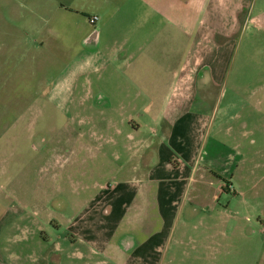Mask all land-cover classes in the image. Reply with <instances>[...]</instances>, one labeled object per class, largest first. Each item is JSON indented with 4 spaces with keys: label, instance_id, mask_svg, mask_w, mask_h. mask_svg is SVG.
I'll return each mask as SVG.
<instances>
[{
    "label": "crops",
    "instance_id": "obj_1",
    "mask_svg": "<svg viewBox=\"0 0 264 264\" xmlns=\"http://www.w3.org/2000/svg\"><path fill=\"white\" fill-rule=\"evenodd\" d=\"M138 1L156 16L167 14L164 2L196 7L195 0ZM261 1L199 0L198 10L222 35L225 26L243 27L245 16L237 15L252 6L256 12ZM250 19L264 25V10ZM103 28L84 39L82 61L61 88L60 97L82 101L74 118L67 113L63 153L45 167L59 179L39 183L27 206L13 205V246L30 251L33 238L43 250L30 255L32 264H264V134L250 155L210 138L213 129L222 139L251 125L231 114L219 91L231 79L232 46L101 49ZM112 83L120 90L111 92ZM255 84L264 76L255 75ZM261 115L264 85L255 86V130L264 132Z\"/></svg>",
    "mask_w": 264,
    "mask_h": 264
},
{
    "label": "rangeland",
    "instance_id": "obj_2",
    "mask_svg": "<svg viewBox=\"0 0 264 264\" xmlns=\"http://www.w3.org/2000/svg\"><path fill=\"white\" fill-rule=\"evenodd\" d=\"M195 1V12L186 9V3L180 4L179 10L178 4L164 2L161 7L168 15L156 16L138 0H0V231L7 227L0 235V264H32L30 255L43 250L33 244V238L26 242L33 245L30 251L13 246L9 223L17 214L13 205L20 202L27 206L39 183L59 179V171L53 175L46 168L63 153L61 145L70 138L65 130L71 122L67 113L71 109L74 114L76 104L82 101L60 97L61 88L82 61L84 39L102 25L101 49L106 44L132 49L143 42L190 45L222 41L231 45V79L219 91L226 92L223 104L230 102L234 107L231 114H242V122L251 125L248 129L238 127L233 135L229 130L222 139L213 129L210 138L226 141L229 149L238 144L242 155L255 154V140L264 134L255 130V86L264 85L255 84V75L264 76V25L258 28L250 18L263 11L264 5L259 2L256 12L255 6L245 9L236 17L241 20L245 16L244 26H225L221 35L204 11L198 10L199 0ZM74 7L80 12H73ZM189 49L179 50V58L187 56ZM120 74L117 70L112 73ZM117 86L112 83L110 91H119ZM76 92H83L82 83ZM73 93L75 97V90ZM259 123L264 124V115L259 116ZM239 135L244 138H237ZM58 202L55 200L53 207Z\"/></svg>",
    "mask_w": 264,
    "mask_h": 264
},
{
    "label": "built area",
    "instance_id": "obj_3",
    "mask_svg": "<svg viewBox=\"0 0 264 264\" xmlns=\"http://www.w3.org/2000/svg\"><path fill=\"white\" fill-rule=\"evenodd\" d=\"M96 22V19L92 20V23H95Z\"/></svg>",
    "mask_w": 264,
    "mask_h": 264
},
{
    "label": "water",
    "instance_id": "obj_4",
    "mask_svg": "<svg viewBox=\"0 0 264 264\" xmlns=\"http://www.w3.org/2000/svg\"><path fill=\"white\" fill-rule=\"evenodd\" d=\"M93 40H95V36H94V38H92V41H93Z\"/></svg>",
    "mask_w": 264,
    "mask_h": 264
}]
</instances>
